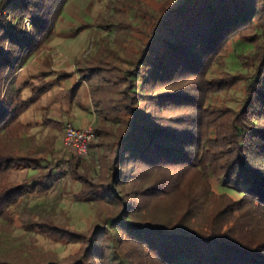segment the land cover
I'll return each instance as SVG.
<instances>
[{
  "label": "trees",
  "instance_id": "16d2710c",
  "mask_svg": "<svg viewBox=\"0 0 264 264\" xmlns=\"http://www.w3.org/2000/svg\"><path fill=\"white\" fill-rule=\"evenodd\" d=\"M65 2L2 3L0 222L6 225L29 193L56 179L49 170L17 185L9 177L16 166L39 170L46 157L58 158L55 135L40 144L31 129L60 132L61 120L46 112L34 121L20 117L33 97L68 74L42 72L21 85L14 77L50 47ZM144 15L137 28L145 40L135 49L115 38L119 56L100 39L93 54L74 62L76 80L66 94L70 103L87 99L97 141L83 156L63 145L64 162L78 185L75 199L96 203L105 214L89 233L31 222L49 240L81 244L69 260L37 264H264V0H175ZM124 23L109 24L120 33L129 27ZM238 45L252 46L237 54L245 71L220 68ZM239 82L246 85L239 108L210 102ZM88 161L97 167L94 180ZM0 264L12 263L0 255Z\"/></svg>",
  "mask_w": 264,
  "mask_h": 264
},
{
  "label": "rangeland",
  "instance_id": "374dc122",
  "mask_svg": "<svg viewBox=\"0 0 264 264\" xmlns=\"http://www.w3.org/2000/svg\"><path fill=\"white\" fill-rule=\"evenodd\" d=\"M120 1L123 2L118 5L120 11L118 12L116 11L117 0H66L55 23L57 32L50 41V49L42 55L46 65L56 68L57 72L68 73L72 70L76 59H84L93 54L100 39L106 40L108 47L117 50L119 56H122V49L114 41L115 38L120 39L119 41L123 42V45H127L129 49H135L137 44H141L145 40L137 28L140 25L141 16L147 13L156 15L173 4L175 0ZM1 7L2 3L0 9ZM147 15H144L145 18ZM118 19H122L125 22L124 25L129 22V27L126 26L120 33H116L113 26L109 24L118 23ZM139 28L146 31L148 26L142 25ZM251 49L252 46L238 45L237 50L228 55L225 65L220 68L232 73L245 71L241 68L237 54L240 52L246 54ZM23 73L19 70L16 71L17 82L24 78ZM74 79L76 80V74L73 72L68 80L59 82L45 96L36 98L34 107H30L21 115V121H34L46 112L48 116L60 119L62 123L69 121L76 128L89 127L92 129L96 118L86 104L87 99H81L82 105L73 102L68 104L64 89ZM245 90V83L239 82L231 89L213 95L210 102L239 108ZM82 94L86 96V91ZM31 132L34 133L38 143L47 136L55 135L54 148L58 151V158L46 157V161L42 162L43 167L39 170L16 166L10 172L11 183L17 185L22 180L29 182L47 170L55 173L56 179L49 183L45 190L29 193L12 216L11 223L6 225L7 223L0 222V255L12 264H37L39 261L40 263L45 262L49 258L58 261L69 260L73 254L79 251L80 243L49 240L39 235L34 228H30L29 224L48 220L72 231L89 233L94 225H102L104 208L96 203L75 199L74 194L78 191V185L68 175L64 162L67 152L61 140L62 131H51L35 126ZM96 141L97 138L94 136L92 143H96ZM88 156L86 155V158ZM59 157H63V159L57 160ZM88 165L90 170L87 175L94 180L96 164L88 161ZM77 172H81L80 167L77 168ZM211 184L214 190H219L217 181L211 179ZM230 194L233 198L240 196L235 192H230ZM106 207L110 214L116 212L112 206Z\"/></svg>",
  "mask_w": 264,
  "mask_h": 264
},
{
  "label": "crops",
  "instance_id": "0c3cea01",
  "mask_svg": "<svg viewBox=\"0 0 264 264\" xmlns=\"http://www.w3.org/2000/svg\"><path fill=\"white\" fill-rule=\"evenodd\" d=\"M56 27V26H55ZM56 32H57V29H56ZM55 32V33H56ZM54 36H55V34H54ZM53 36V37H54ZM51 45V44H50ZM50 49V47L48 48V49H44V50H42V51H40L38 54H36V55H34V56H32V57H30V58H28L23 64H22V66H20L17 70H19V72H21V73H23V79H19V82H17V80H16V73H15V77H14V83L16 84V85H21V84H23V83H25L26 81H36V78L38 77V75L40 74V73H42V72H51V74H50V76L49 77H51V78H53L56 74H58V73H61V72H57L56 71V68H53L52 66H47L46 65V61H45V59L42 57V55L44 54V52H46V51H48ZM56 71V72H55ZM74 72V65H73V68H72V70L71 71H69L68 73H64V74H68V77L67 78H64V79H61V80H59L58 82H57V84H55L54 86H52V88H50L47 92H49L50 90H52L54 87H56L58 84H59V82H65L66 80H68L69 79V77L71 76V74ZM62 74V73H61ZM74 81H75V79H74ZM73 81V82H74ZM72 81H71V83H73ZM70 83V84H71ZM70 84H68V85H66V87H65V94H66V89L69 87V85ZM46 92V93H47ZM46 93H44V94H42V95H40V96H36V97H33L32 99H31V106L30 107H34V101L36 100V98H40V97H42V96H45V94ZM22 95H23V97L24 98H27V97H29V92L26 90V89H23L22 90ZM66 96H67V94H66ZM68 98V97H67ZM68 104H71L70 102H69V100H68Z\"/></svg>",
  "mask_w": 264,
  "mask_h": 264
},
{
  "label": "built area",
  "instance_id": "2783aa9c",
  "mask_svg": "<svg viewBox=\"0 0 264 264\" xmlns=\"http://www.w3.org/2000/svg\"><path fill=\"white\" fill-rule=\"evenodd\" d=\"M5 0H0V4ZM1 13V9H0ZM27 26L28 22L25 21ZM94 139L91 128H76L69 121L62 124L61 140L65 147L70 148L76 156H83L86 154L87 144Z\"/></svg>",
  "mask_w": 264,
  "mask_h": 264
}]
</instances>
